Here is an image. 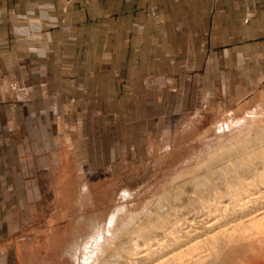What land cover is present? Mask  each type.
I'll return each instance as SVG.
<instances>
[{"label":"rangeland","instance_id":"obj_1","mask_svg":"<svg viewBox=\"0 0 264 264\" xmlns=\"http://www.w3.org/2000/svg\"><path fill=\"white\" fill-rule=\"evenodd\" d=\"M104 1L77 0V4L85 7ZM130 1L131 5L134 0ZM189 1L198 5L197 0H139L143 25L140 59L110 64L114 75L109 114L89 110L91 123L84 127L90 140L81 142V164L64 180L74 189L70 201L62 198L57 202L53 177L48 175L40 177L39 189L26 193L23 228L19 226L7 242L29 250L22 255L12 253L14 264L21 260L23 264H95L103 244L119 231L138 224L143 228L152 218L167 215L166 206H172L181 218L189 207L186 201L198 196L208 175L222 172L220 168L230 170L236 155L252 152V144L257 142V147L263 141L264 80L212 76L208 74L212 70H198L197 51L203 38L198 30H190L188 36L183 9ZM37 10L46 12L48 8L40 5ZM38 18L34 11L17 15L21 24L15 25L14 34L19 38L38 34L39 26L33 22ZM155 28L158 34L153 38L149 32ZM219 164L223 166L219 168ZM55 207L61 214L68 208V219L48 220ZM234 208L238 213L239 206ZM224 214L230 216L231 211ZM54 226L62 236H43L45 230L53 232ZM261 227L234 231L229 247L218 248L229 259L223 263L264 264ZM178 230L175 235H180ZM38 231L42 234L37 235ZM57 245V252H52ZM206 246L196 250L202 256L197 263L221 264L219 253L216 255L219 250Z\"/></svg>","mask_w":264,"mask_h":264},{"label":"crops","instance_id":"obj_2","mask_svg":"<svg viewBox=\"0 0 264 264\" xmlns=\"http://www.w3.org/2000/svg\"><path fill=\"white\" fill-rule=\"evenodd\" d=\"M129 3L106 0L79 7L77 0H0V264H14L12 253L29 250L7 240L23 228L26 193L40 188L41 176L53 177L57 202L74 195L64 180L81 164V142L90 140L84 127L91 123L89 110L109 114L110 64L140 59L142 11L139 0ZM188 4L183 9L188 36L198 30L203 38L198 70L263 81L264 0ZM40 5L48 10L36 12ZM26 11L39 14L33 22L40 31L19 38L13 32L21 24L16 18ZM150 31L157 37L156 28ZM60 211L55 207L48 220L68 219V208ZM55 226L47 233V224L43 236L58 234Z\"/></svg>","mask_w":264,"mask_h":264},{"label":"bare ground","instance_id":"obj_3","mask_svg":"<svg viewBox=\"0 0 264 264\" xmlns=\"http://www.w3.org/2000/svg\"><path fill=\"white\" fill-rule=\"evenodd\" d=\"M256 144H252L254 147L251 145L253 149L255 148L252 152L246 154L243 150L244 155L243 153L236 155L240 158L230 163L232 165L230 170L223 167L227 170L223 171L220 168L223 165L220 166V163L219 168L222 172L215 171L208 175V181L203 186L199 184L202 187L198 185L200 187L198 196L193 200H185L189 207L185 213L183 211L182 214L181 211V218L175 215L172 206H166L167 211L164 212H167V215L163 217L157 215L158 217L152 218L144 227L142 226L143 228L138 224L131 226L128 231H119L111 241L105 245L102 243L105 247L100 250L98 257H95L97 258L95 264H196L202 257L196 250L202 246L208 245L212 250L223 246L225 250L227 247L224 245L233 241L231 237L238 228L240 230L262 226L261 229H264V137L263 141L258 142L257 147ZM236 205L239 206L238 213L234 212ZM249 206L251 208L248 209ZM228 210L233 216L224 214ZM177 228L180 235H175ZM229 250H226L227 253ZM219 252L220 250L216 255ZM219 255V258L214 257L221 259L218 260L221 264L226 263H223L226 258L229 260L228 257L224 259L225 253L222 254L223 257L221 253ZM216 259L213 260L214 263L217 262ZM201 261L203 262L202 259Z\"/></svg>","mask_w":264,"mask_h":264}]
</instances>
